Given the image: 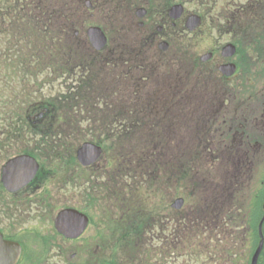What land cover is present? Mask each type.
Masks as SVG:
<instances>
[{
  "label": "flooded vegetation",
  "instance_id": "1",
  "mask_svg": "<svg viewBox=\"0 0 264 264\" xmlns=\"http://www.w3.org/2000/svg\"><path fill=\"white\" fill-rule=\"evenodd\" d=\"M33 1L7 0L5 5L0 6V103L3 104L0 113V119H3L0 126V264L146 263L137 243L142 240V229L148 224L141 226L138 222L140 218L136 214V207L126 211L120 203L119 219L135 222L128 224L126 241H116L119 248L113 249L111 246L109 249L108 242L116 235L112 232L117 231L111 225L117 223L116 216L111 219L105 205L110 203L111 194V200L115 202L122 198L119 196L121 192L118 198L114 196L116 193L109 186L112 175L103 169L109 163L103 164L101 160L109 161L108 157H101L88 166L82 165L77 157H72L75 162L71 173L85 176L83 184L88 179L90 181L79 191L76 185L61 184V171L58 166L52 165V157H30L38 164L35 172L30 160L26 164L17 162L10 172L6 170L12 160L19 158L16 156L31 154L30 143H45L50 135L55 138L65 124L61 118L62 96L66 93L62 91V81L78 78L77 69L81 75L75 81L91 76L86 68L90 62L83 63L77 58L84 49V43L80 47L77 44L71 47L69 59L66 60L54 57L52 49H45L43 42L47 45L46 33L43 30L46 20L50 23L51 15L57 18L59 11L56 7L52 11L46 10L44 0H35L33 8ZM56 1L50 0L58 6ZM157 1L122 0L114 11L115 15L124 16L119 22L121 26L118 25L121 41L115 42L111 30L106 28L108 43L102 50L96 51L86 38V45L96 56L100 55L99 58L95 57V73L102 70L98 75L102 95L112 96L118 91L122 99H128L133 93L148 97L135 101L134 108L130 107V110L140 114V120L149 110L146 107L150 108V112L158 113L161 109L169 113V157H215L220 178L219 190L226 188L231 193L237 190V193L238 189H243L244 183L253 186L256 173L264 167V0L230 2L228 7H218L219 0H163L165 3L158 5ZM177 3L182 4L183 12L175 19L171 16V8ZM191 3H195L197 8L190 9ZM40 4L43 9L37 7H41ZM192 16H198L197 24L191 20L194 19ZM30 17L40 19L37 24L39 31L30 29ZM25 30L39 33L41 46L37 45L34 54L28 52V56L21 59L15 57V53L23 50V45L20 46L17 41L24 40L22 33ZM211 32L229 34L230 38L223 42L220 39L205 41L207 33ZM78 33L79 30H76L75 34ZM130 36L136 38V42L130 40ZM183 39H187L186 42ZM26 41L29 42V38ZM228 43L234 48L225 50ZM55 45L54 54L59 56L61 47L56 50ZM41 53H49L53 58H45ZM30 56L33 58L30 59ZM159 58L162 60L158 61ZM93 59L87 58L91 62ZM47 64L50 66L48 76L45 74ZM169 65L180 73L169 76L168 81H162V87L158 77L169 71ZM173 67L171 72H174ZM14 69L19 75L23 72L20 75L22 78L15 82L21 83V90L13 88L14 81L19 78L14 76ZM95 73L92 76H97ZM151 80H155L154 88L145 89ZM171 80L175 84L174 89L169 90ZM50 81L58 82V91L53 97L44 94L46 82ZM179 91L181 95L178 98ZM30 94L37 101H25L24 95ZM18 97H22L20 104L14 102V98ZM152 101L156 106H146L147 102ZM123 102L125 100L118 103L119 112L127 110ZM164 102L169 104V109L162 107L158 110L157 106ZM115 123L125 128L124 121L105 120L108 127ZM151 123L145 120L137 125L152 128ZM118 159L112 158L116 166L120 163ZM98 162L101 170L94 169ZM94 172H103L97 176H101L103 182L94 185L91 179ZM223 174L230 179L223 180L224 186ZM126 177L128 179L123 181L124 185L128 184L133 190L135 182L131 180V172ZM124 185L118 186L124 188ZM261 188V191L253 188L251 197L254 195L264 199V186ZM95 195L98 198L96 201ZM238 196H235V201ZM64 210H71L64 221L68 235L56 226ZM174 220L169 219L170 232L175 230ZM46 225L51 228L47 234L43 232ZM82 225L84 229L76 236ZM202 226L199 230L202 237L193 240L203 249V239L212 238L216 242L219 238L222 241L218 230L207 229L204 223ZM236 228L229 225L230 230ZM147 229L144 234L151 235ZM110 234L113 235L108 238ZM105 239H109L106 240L108 249L103 247ZM184 239H192V236L187 235ZM192 246L190 244L188 248L191 247L194 252L195 247ZM204 251L210 252L209 249ZM216 255L214 263L218 264L216 261L219 257Z\"/></svg>",
  "mask_w": 264,
  "mask_h": 264
},
{
  "label": "rangeland",
  "instance_id": "2",
  "mask_svg": "<svg viewBox=\"0 0 264 264\" xmlns=\"http://www.w3.org/2000/svg\"><path fill=\"white\" fill-rule=\"evenodd\" d=\"M7 0H1L0 2V6L1 5H5ZM31 2V0H29ZM87 1H89V3H87ZM249 0H219L218 3V7H223V6H227L229 5L230 2H247ZM122 0H57L56 3L58 4V6L53 5L50 0H44V7L45 9H49L50 11H52V9L54 7L57 8V11H59L60 13V8L61 10L65 9L68 16V27H69V33L67 34V36L65 35L64 37V33H66V31L64 30V28H62V21H63V16H61L60 14H57V18L55 16L51 17L53 20H50V23H48V21L46 20V27L43 31H45V36H46V43L47 45L43 42L45 49H52V53L54 55V57H58L62 60L67 59V58H63V56L65 55V52L70 54L71 51V46L74 47L75 44H77L78 47H80L83 43L85 44L84 49L81 50V53H79L78 51V55L77 58L79 61L86 63L85 59L87 58H91L94 56V52L91 51L90 48L87 47L86 45V33H85V29L88 28L89 25L93 24V23H98V25L101 24H106L109 26L108 22H110L111 20V24L114 28H113V34L111 33L112 37H115V41H121V37H119V32L118 30L120 29L118 27L121 26L119 24L120 21H122L124 19V16L121 15H115L114 11L117 10V7L119 5H121ZM164 4L165 2L163 0H159L157 1V5L158 4ZM36 4V1L34 0L31 3V6L34 8ZM41 7L37 6L39 9H43L42 4H40ZM190 9H196L197 6L195 5V3H191V5L189 6ZM71 18V19H70ZM45 19H47L45 17ZM40 19L37 17H30L29 18V25H30V29L31 30H38L39 31V27H38V21ZM49 20V19H48ZM128 17L126 19V21H128ZM50 25V28H48V26ZM110 28V26H109ZM79 29V33L75 34V31ZM111 30V28H110ZM63 31H65L63 33ZM63 33V34H62ZM73 33V34H72ZM212 33V32H211ZM23 34L24 40L21 41H17L19 43L20 46L23 45V50L19 51L18 53H15V57L19 56V58L23 59L25 56H28V52L29 54H34L35 50H37V45L41 46L40 44V40L41 38L39 37V33H37L36 31H26ZM42 35L43 32H41ZM207 38L205 41L208 40H216L219 41V39L221 40V42L226 41L230 38L229 34H215V32H213L212 34L207 33ZM28 35V37H27ZM72 36V37H71ZM204 36V35H203ZM199 38H202V36H198ZM26 38H29V42L26 41ZM61 39V42L60 41ZM130 40L135 41L136 42V38H133L132 36L129 37ZM127 39V40H129ZM66 40V41H65ZM187 40V39H185ZM183 39V42H186ZM16 42V40H15ZM58 47H60L61 45V51H60V55H55L54 54V50H53V46L57 45ZM180 43H182V39L180 40ZM198 44V43H196ZM55 45V46H56ZM23 51H26L25 53ZM48 52V50L46 51ZM45 55V58L51 59L53 58L49 53H41V56ZM33 58V56H30V59ZM156 58V57H155ZM154 58V59H155ZM158 58H156L157 60ZM165 59V58H164ZM15 60V59H14ZM162 59L159 58L158 61H160ZM59 61V60H58ZM78 61V62H79ZM62 65L64 64V62H61ZM16 64V61H14V65ZM21 64V61H20ZM49 67L47 64V71H45V74L48 76L49 73ZM53 67V66H52ZM157 67V66H156ZM173 66L169 65L168 68V72L164 73L163 75H160L158 77V81L159 83L162 84V81H168L169 76L173 75V74H177L180 73L178 72V69L173 67L174 72H171V68ZM160 68V66H159ZM164 71V70H163ZM157 73V71H156ZM81 72L79 69H77V75L78 78L80 77ZM20 75H23V72H20ZM19 75V73L16 71V69H14V76L19 77L18 79H16L13 83V88L17 89V90H21L23 89L21 87V83H15L16 81L20 80L22 77ZM16 77V78H17ZM52 77V75H50V78ZM77 78V76H76ZM64 83V82H63ZM69 83V82H68ZM154 84H155V80H151L148 84H146L145 89H153L154 88ZM175 81L171 82L169 81V85L171 89H174V85ZM3 85V83H2ZM3 87V86H2ZM1 87V88H2ZM162 87H164V85L162 84ZM161 87V88H162ZM64 88H62V90H64ZM58 91V82H46L45 85V93L46 95H48L49 97H53L55 95V92ZM181 91H179V96ZM98 94V92H97ZM107 96V95H106ZM136 98L135 101L144 99L146 100V98L143 95H137V94H132L131 96L129 95L128 99L129 101L132 99ZM169 99V98H168ZM4 100V99H3ZM22 97H18V98H14V102H19V104L21 103ZM24 100L25 101H30L34 102L37 100L33 99V96L30 94L28 95H24ZM29 103V104H30ZM138 105V102L136 103ZM3 104L0 103V113L1 112V106ZM104 107L103 102L99 103V105L95 108L93 107L91 110L88 111V113L86 112H81V114L79 115V117H85L86 115H92V114H100L98 112V109L101 111L102 108ZM6 108V106H4V109ZM69 112V111H68ZM71 112V111H70ZM72 113V112H71ZM71 113L68 114V117H71ZM67 114V113H66ZM65 117H63V123L66 122L68 123L69 126H73L75 127L76 124H69V122H67L66 120H64ZM151 120H154V116L150 115L149 119H147L148 122H151ZM3 122V119H0V126L2 125L1 123ZM74 122V120L72 121ZM76 123V122H74ZM152 124V123H151ZM98 125V124H97ZM150 125V124H149ZM67 126V128H62L60 130H58V134L56 135L55 138H47L45 143H30L29 144V149L32 151L31 154H29L31 157H41V155H44L46 157H52L53 164L54 166H58V169L61 171V175L60 177H62V182L61 184H65L66 186H74L76 185V189L79 191L80 189L84 188V186H86L87 183H89V179L87 180V183L83 184V182H85V176H80L78 174H73L71 173V170L74 168V160L72 159V157H75L76 154V148L82 143L83 139H81L82 137V133H84L85 131H90L88 129H82V130H75L73 129V127H69ZM81 126V125H80ZM139 134L145 136V135H150L152 137H154V139L152 141H150L148 138L146 141H144V143H138L141 146H144V149L147 148L149 145H154V144H162L161 146H165V148H168L169 150V119H167L166 122H162L159 123L156 126H153L152 128H145V129H138ZM101 133H105V130H103V128H101V126H98L97 129H95L94 131V138L98 137V135H100ZM112 134V132H111ZM92 137V139H93ZM87 138L91 139V136H87ZM115 138V137H113ZM49 140V141H48ZM114 140V139H113ZM124 141V139L122 140ZM121 141V142H122ZM114 142H118V140H115ZM127 142V141H126ZM136 143V141H133ZM122 144H124L122 142ZM167 144V145H166ZM137 145V144H136ZM57 146V147H56ZM122 146H125V153L124 154H130L129 152L131 151L132 147L124 144ZM19 147H21V145H19ZM37 147H39L37 149ZM104 156L103 157H110V156H117L119 155L117 152L116 154L113 153L112 148L109 149L108 146H104ZM20 149V148H19ZM36 149V150H35ZM52 149V150H51ZM53 149L55 150L53 152ZM15 152L17 151L16 147H15ZM126 159L119 163L118 166H116L114 163H112V166L114 165V168H108V166L106 165V168H103L105 171H109L108 174H113V170L115 172H117L119 169L122 170L121 172L124 174L125 172L129 173V172H133L136 173L138 175H140L142 177L143 175V181H151V175L154 173V169H153V173H151V171L149 170L148 164L144 161V162H139L137 161L135 156H132L130 154L129 155H125ZM130 157V158H129ZM113 157H111L110 159H112ZM116 158V157H114ZM159 157H156V160ZM162 160H164L165 162L163 164H161L160 166H158V170L159 171V175H157V177L155 179L159 180L161 179V183H158V187L153 183L151 185H147V184H140L138 186V188L134 189L135 191H129L127 194H125L124 191L123 196L124 197V201H122L123 206L129 207V208H133V206H138L139 211H142V215L148 220L150 221L152 224L147 225L146 228L147 229V233H151V235H146L145 233V229L143 227V231H142V240L139 241L137 244L139 245V249L142 252V259L144 261H147L146 263L143 264H215L214 263V254H217L216 256L219 257V260H217L216 262L219 264H233V263H238L237 264H250L251 262V255L250 254V248L251 250L254 252L255 248L258 245V240L256 242V244H252L250 246V243H246L245 242V236L247 233V231H250V228H247V231L245 229L244 226H241L240 228L237 227L236 229L229 231L227 233V235L223 236V238L221 239L222 241H220V239L218 238V240H216V242H214L215 240H213L212 238H206L203 239L204 244H205V248L204 249H209V253L205 252L204 249L202 248L203 246H200L199 244H197L198 242H196L193 239H197V238H192V239H184L185 236L189 235L190 232L189 230L192 229L191 233H195V232H200V236L202 237V232L198 231L200 229L203 228L202 226V222L199 224H181V226H183V228L186 227V231L185 232H181V234H179V228L178 230H175L177 232L178 235H171V232L169 231V219H180V216L186 217L189 215H191L193 213V209L195 208H189L188 204L186 203L184 205L183 209H180L179 213H177V210H169V206L171 205V203L178 197H182L183 195H181L182 193H178L177 191L173 194H171V192H174L173 187H174V181L171 179L172 174L174 175V165L171 164L169 166V155H166V157H160ZM183 159V157H181ZM209 157H197V160L200 163L205 162ZM76 160V159H75ZM159 160V159H158ZM157 160V161H158ZM73 161V162H72ZM112 161V160H111ZM137 161V162H136ZM104 162L106 163V159L101 160V163L104 164ZM199 163V164H200ZM100 162H98L95 166L94 169H100ZM216 166V164H215ZM156 167V166H155ZM165 168V169H164ZM215 168V167H214ZM53 169V166H52ZM56 169V168H54ZM116 169V170H115ZM125 169V170H124ZM164 169V170H161ZM170 169V170H169ZM197 174L199 177L203 178V174L201 171V167L198 166V169H196ZM103 173V172H101ZM101 173H97L94 172V174L91 175V179L94 180V185H97V182L101 183L103 182L101 179V176L97 177L98 175H100ZM214 173L216 174V180H218V172L217 170L214 171ZM204 175L207 176V178L209 179L212 175L211 172V168H205L204 170ZM109 176V175H108ZM113 176V175H112ZM116 176V175H114ZM156 176V175H155ZM175 176V175H174ZM255 181L253 183V186L250 185L248 186V184H245V187L248 186L249 190H253L257 189V190H262L264 186V167H262L261 169L258 170V172L255 175ZM170 177V179H169ZM176 177V176H175ZM110 178V183L109 186L111 188H113V190L115 191L116 195H114L115 197L118 198V192L120 190L126 189V190H131L127 185H124V188H120L119 186H117L115 184V178H113V180ZM66 180H69V183H66ZM82 182V183H81ZM190 182H191V178L189 180V182L187 183V185L189 187H195L194 185L190 186ZM81 183V185H80ZM102 186V185H101ZM100 187H96V188H101ZM185 187V186H184ZM184 187H180L177 186V189L180 190ZM110 188V189H111ZM117 189V192H116ZM205 189H203L202 191H204ZM170 192V194H169ZM193 194L195 195V199L194 201L196 203H198L199 199L203 202H206L207 200L205 199V197L202 198L203 194L200 192V190H198L197 188L194 189ZM243 194H241L242 196ZM99 196L102 198V194L100 193ZM111 198H109V204L105 205L108 207L109 209V216L111 219H114V216H116L115 218V222L117 224H113L111 225V227L115 228H122V230H117L116 231V235L112 236L113 234H110V236L108 238H110L111 241L108 242L109 244V249H111V246L113 249H118L119 246L118 244H116V241L118 243H124L127 239L126 236V230L125 229V223L123 222V219H119L120 218V203L117 201H113L111 200L113 197V194L110 195ZM95 201L98 200L97 196L95 195ZM188 198V197H187ZM113 201V202H112ZM99 203V202H98ZM202 204V203H201ZM144 219V218H143ZM153 220L154 223L151 221ZM259 223V222H258ZM243 224L245 225L244 221ZM122 225V226H121ZM198 226V227H197ZM246 226V225H245ZM188 228V229H187ZM49 229V230H48ZM50 225H46L43 228V232L44 233H49L50 231ZM257 229H258V224H257ZM263 231H264V227H263ZM187 232V234H185ZM113 233V232H112ZM106 240L109 239H105V244H104V248L108 249V244L106 242ZM202 242V241H201ZM208 243H210V246L208 245ZM190 244L194 245L192 247L194 248V252H192L191 247L188 248L190 246ZM202 245V243H201ZM214 246H216V250L214 252ZM130 249H132L131 246ZM249 247V248H248ZM192 252V254L190 255L189 252ZM148 253V254H147ZM258 264H264V251L262 256L260 257L259 263Z\"/></svg>",
  "mask_w": 264,
  "mask_h": 264
},
{
  "label": "trees",
  "instance_id": "3",
  "mask_svg": "<svg viewBox=\"0 0 264 264\" xmlns=\"http://www.w3.org/2000/svg\"><path fill=\"white\" fill-rule=\"evenodd\" d=\"M61 16H63L62 25L64 29L67 28V23L65 22L66 19H68V14L65 9L61 10ZM53 17V15H51ZM50 20H53L50 18ZM65 31H63L64 33ZM90 63L86 65L88 75L87 78L84 80H80L78 84L74 87L70 84V86L73 88L72 91L69 94H65L63 96V109L64 112V120L69 122V124H78L75 130H81L80 128H84L83 124H79V120L77 117L81 114V112H88L93 107H97L99 103L103 102L104 104V110H99L98 112H101L100 114H92L88 117L89 124H91L93 127H85V129H90V131H85L82 133L81 139H85L87 136L93 137L95 129L98 128V126H101L103 130H105V133H101L96 137L97 141H100L104 146H108L109 149L112 148L113 153L116 154V152L119 154L115 157H118L120 155H129L137 157V161L139 162H146L148 164L149 170L151 173L159 175L158 166L163 164L165 161L162 160L160 157H166V155H169L168 148H165V146H161L159 143L154 145H149L147 148L144 149V146L139 145L138 143H144L146 141L145 139L141 140L138 138V129L139 126L137 125L140 121L147 120L150 115L154 116V120L152 121V125L156 126L159 123L166 122L167 119H169V113H165V110H161L160 108H167L169 109V104L164 102L163 104L157 106L159 112L156 113L154 111L150 112V108L146 107L148 110L147 114H143L142 120H140L139 116L140 114L134 112V110H130V107H133L136 98L132 99V101L128 100L127 97H119L118 91H115L112 96H102V92L100 91L101 85L98 83L100 78L98 77L99 74H101V71L96 74L95 68L97 67L96 59H93V62L89 61ZM100 70V69H99ZM96 74L97 76H92L93 74ZM100 91V92H99ZM98 92V94H97ZM126 98V99H125ZM125 100L123 102V105L125 108H127L126 112H119V104L121 101ZM164 100V99H162ZM148 104V105H147ZM146 106H156L155 102H147ZM134 108V107H133ZM69 111V112H68ZM72 113H71V112ZM76 112V113H75ZM67 113V114H66ZM71 113V117H68V114ZM74 120V122H72ZM106 121H124L125 122V128H120L116 123L112 126H106ZM66 123V122H65ZM67 126L68 123H66ZM72 124V125H73ZM98 124V125H97ZM82 125L80 128L79 126ZM73 127V126H69ZM74 129V127H73ZM112 132V134H111ZM50 137V136H48ZM115 137V138H113ZM153 138L152 136L148 135L147 138ZM94 138V137H93ZM114 139V140H113ZM121 139H124L123 143L127 144L132 147L130 154H124L125 153V146H122L124 144H120ZM115 140H118V142H114ZM49 141V140H48ZM127 141V142H126ZM133 141H136L133 142ZM137 144V145H136ZM167 145V144H166ZM57 147V146H56ZM52 150V149H51ZM55 150L53 149V152ZM130 156V157H132ZM126 157V156H125ZM156 157H159L156 160ZM136 161V162H137ZM197 160V157H169V166L171 164L174 165V176L172 174L171 179L174 181V192H171V194L175 193L176 191L179 193L185 194L186 197H188V207L195 208L193 209V213L191 215L183 217L180 216V219L177 218L176 224H199V222L204 223V225L207 227V229L210 230H218L219 235L223 236V233L225 231V228H229V225L237 224L238 221V227L240 228L242 226L241 221L239 218H241V212L242 214H245V211L243 208L238 209L237 206L239 205L237 201L239 200L241 196V191L243 189H238V192L231 193L230 191L226 190V188H222L219 190L217 186L216 181V174L214 171L216 170L214 168L215 166V157H209L205 162L200 163ZM156 166V167H155ZM198 166L201 167V171L203 174V178L199 177L196 169H198ZM205 168H211L212 175L208 179L207 176L204 175ZM165 169V168H164ZM161 169V170H164ZM125 170V169H124ZM170 170V169H169ZM133 174V172H131ZM190 182V186L194 185L195 187H189L187 183ZM170 179V177H169ZM222 179L224 181H228L230 179L227 178L226 175H222ZM151 181H143V175H142V184H155L158 187V183L162 184L160 181L161 179L157 180L153 177V174L150 178ZM236 185V183H234ZM238 184V183H237ZM239 185V184H238ZM177 186L184 187L180 190L177 189ZM200 190V192L203 194L202 198L205 196L206 202L201 205L203 201L199 199L198 203L194 201L195 195L193 194L194 189ZM205 189L204 191H202ZM170 194V192H169ZM240 194L235 201V196ZM201 205V206H200ZM190 208V209H191ZM244 211V212H243ZM252 213L255 212V210L251 211ZM253 220L250 219V225H251V241L252 244L255 245L257 242V227H256V218L257 215H252ZM144 226V225H141ZM235 226V225H234ZM234 230V229H232ZM143 231V229H142ZM181 232H184V228L182 226V229H180L179 234ZM174 234H177V232H174ZM193 236L197 237V233L195 232L192 234ZM238 263V260H237ZM235 262V264H237Z\"/></svg>",
  "mask_w": 264,
  "mask_h": 264
},
{
  "label": "water",
  "instance_id": "4",
  "mask_svg": "<svg viewBox=\"0 0 264 264\" xmlns=\"http://www.w3.org/2000/svg\"><path fill=\"white\" fill-rule=\"evenodd\" d=\"M182 8L181 6H174L172 7L171 9V16L174 17V18H178L181 13H182ZM192 18L194 19H191L192 21H194V24H197L196 22V16H192ZM88 35H89V38L92 42V44L95 46V48L97 49H100L104 46V44L106 43L107 39H106V36L104 34V32L102 31V29L98 26H92L88 29ZM234 48L233 45H228L227 47H225V50H230ZM101 153H102V148L95 144V143H92V142H85L79 149H78V159L80 160L81 163L87 165V164H90L94 161L97 160L98 157L101 156ZM19 158H16L14 160H12L6 170L8 172H10L11 170L14 169V166L16 165V163L18 162L19 164L21 163H24L26 164L28 160H30V166L32 168V170H36V168H38V165L37 163L32 159V158H28V157H31L29 155H20V156H17ZM183 201L184 199L183 198H178L175 200V202L173 203V206L176 207V208H180L183 204ZM63 216V215H62ZM64 221V218L63 220ZM57 226L59 227V229L63 230V226L61 225L60 227V224L57 223ZM263 240H261L258 248L256 249L254 255H253V258H252V261H251V264H258V260H259V256H260V253L262 251V248H263Z\"/></svg>",
  "mask_w": 264,
  "mask_h": 264
}]
</instances>
